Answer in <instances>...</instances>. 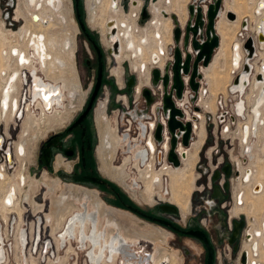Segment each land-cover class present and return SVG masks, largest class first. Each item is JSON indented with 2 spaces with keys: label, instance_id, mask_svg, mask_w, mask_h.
I'll list each match as a JSON object with an SVG mask.
<instances>
[{
  "label": "flooded vegetation",
  "instance_id": "flooded-vegetation-1",
  "mask_svg": "<svg viewBox=\"0 0 264 264\" xmlns=\"http://www.w3.org/2000/svg\"><path fill=\"white\" fill-rule=\"evenodd\" d=\"M17 1L18 4L15 12L16 15L15 20L19 22L21 21V15H18L17 13V9L18 7H20L21 9L20 13L22 12V15L25 17L27 21L26 26L27 29L29 30V33L27 36L28 40L22 41L20 39L21 29L18 28V30L13 31L11 28H7L2 18L4 11L1 12L0 10V30L7 38L6 45L2 47L1 50L2 52L1 56L4 58V62H3L4 65L1 69L0 76L2 77V79H4V84L2 88H0V120L5 116L7 117L8 114L10 118L12 119L13 117L15 118V116L13 115H15L16 113L15 110L19 102L23 101L22 96H24V98L26 99L28 95L27 103L31 105L32 87L34 81L36 80L37 77H42L44 81L58 83L62 86L63 96L61 99V104L59 106L57 104H54L51 111H47L42 105L41 100L39 99L34 103L36 109H42L43 117L44 118L50 117L51 121L53 122V120L57 118L58 115L62 117V113L65 114L66 111L69 109V107H72L73 109V106L80 102V99H76L77 97H79L77 91L79 90V86L77 85V87H75V83L73 82L74 80L73 81L71 80L70 78L71 74L69 71L66 74H68V79L71 80L72 82L71 86H69L64 80L52 79V77H50L48 74V72L50 71V63H52L51 61L55 57L54 54L49 49L48 39L45 29L49 27V25L51 24L50 22H53L56 17L62 20V26L65 28L63 33L68 37V41H65L64 54L61 56V59L58 58V60L56 61L60 65H64L63 62L65 61L63 60H65L64 55H66V51L72 53L71 51L72 47H71L68 29H70L73 25L69 23L71 26L70 27V26H66L65 24V21L68 22V18H70V14H69L70 10L66 5V0H34V1L17 0ZM119 1L120 0L117 1L118 8L114 9L113 0H110V3L109 0H87L89 19L91 22L95 24L102 25L104 41L106 42V44L108 45L110 44L109 47L110 51H108V53L113 58V60H115L114 58H116L118 61H121L122 58L127 57L130 60L132 59V65L137 69V71L143 74L147 73L146 83L143 86H140L139 89L136 90V92L139 94L137 98L134 99L133 102L136 103L139 101V99H142L143 104L146 106L145 98L141 95V89L142 87L149 85L150 70L152 67L159 66L163 69L165 61L168 59L167 54L169 55L168 45L171 46L173 44L172 29L174 23L172 22L173 19L171 18V15L175 14L176 16H178L180 23L183 26L185 24V22L184 24L182 23L183 13L180 14L181 11H179L175 7L176 5H172L173 2L169 0L171 5L169 7L159 6L158 9V6L156 7V5H154L153 10L155 12L152 17V9H151L152 4H151L149 11L145 9L144 18L147 19L148 17H150L149 18V20H151L150 23L153 21L152 23L154 28L149 32L143 31L139 33L138 28H140V26L137 23L138 13L142 8L143 5L142 1L147 2L149 0H131L132 1L131 8L138 9L137 10L138 13H135L134 16L135 18L133 21L132 20L129 21V19L126 18L125 16L126 10L123 7H121V2ZM188 1L189 0L187 1L183 0V2L185 3V9L183 12L186 16H187L186 7ZM10 2H12V0ZM80 2L81 0H78L77 8H78V12L81 15L80 6H79ZM176 2L178 6L180 0H176ZM59 3L60 5H58ZM38 5L42 7H40V9L37 10L36 8ZM45 10L51 11L48 13L49 15L48 14L44 15ZM143 10L140 13L139 16L140 18H143L142 17ZM165 12L168 13V16L165 15ZM35 13L40 15L42 19L47 20L48 23L44 24L41 20L36 22L33 17ZM74 14L77 23H79L76 12L75 0H74ZM155 14L159 15L161 20L154 21L153 18ZM111 20L117 21V35L120 40V46H119L120 52L118 55H114V53L111 51V46L113 44V41L108 37V32L110 31L108 22ZM31 23H33L34 25H32ZM166 25L169 26L168 35L169 38H171L170 41H167L165 39L166 37L163 29ZM42 26H43V31L42 29H39ZM79 27L82 32L81 33L79 31V34H82L86 39L85 40L86 57L84 58V66L85 67L87 66L93 69L94 71L93 74L91 75V80L86 85L88 88V90L86 91L87 94L86 99L81 109L75 114V116L68 123V125H66L62 131L53 132L52 134L47 136L44 139L39 149V161L42 164V166H45L47 168L52 166L54 159L58 155H59L57 158L58 163L60 161L72 162L71 169L69 171L63 168H59L56 170L57 175L59 177L58 176L56 178L50 177L46 172H44V177L46 179H49L52 183V185H49L50 186L49 190L51 191V193H52V189L58 188L60 187V185L63 186V194L61 196L56 197V195H53L54 193L52 194L51 212L46 215L47 219L52 222L51 232L57 241L56 244H58V247L61 241L59 234L64 235L63 246H66L67 241L69 243V247L66 246V250H65L66 256L62 258L60 264H65V262L69 261L68 255L71 254V252H73V254L77 253L78 256H80L81 251H86L85 248L87 245H89L88 248L89 250L87 251L88 252L87 259L90 260L92 264H117L119 256H121L120 261H124L125 264L127 262L129 264H179L178 261L181 259L176 253V251L172 250L171 253L169 252L168 248L165 246L167 241L166 240L167 235L169 233L173 235V239H177L179 237H191L195 241H197L202 246L203 252L205 254L202 264H207L208 256H209L208 246L201 238L185 233V231L188 230H195V231L200 230L205 234L208 245L211 248V252H212L211 264H262V261H264V220L263 221L261 220V216L263 215L264 212V202L262 206L260 202V197L264 195V181L260 179L259 172H260L261 164L264 163V158H261V155H259V153L255 151V140L257 138L260 141L261 139L264 138V134H263L264 123L263 124L260 123V118L264 121V109H263L264 106H260V111L261 110L262 111L258 119L257 128L255 132L253 131L252 128L253 125L252 122L254 121L252 119V114L251 113H248L249 115L247 114L248 115L247 125L250 127L248 131L245 130L246 125L244 118L238 114L239 115L238 135L240 136L241 147L244 148L245 146H247L245 150L246 154H248V152L252 149V152L248 154V157L249 159H253L255 157V160H253L250 167L247 169H245L242 159L239 158V160H237V162L238 161L240 162V164L239 163L238 165L236 164L239 174V176L237 177L239 178L240 184L238 185L239 187L238 190L235 192L236 206L233 209L231 207L230 209L231 214H229V211L226 209L227 204L223 203L221 208L218 206V208H220L219 209L220 212L217 209L213 210L215 211L214 214L216 213L218 215V220H216V222H214L211 226L207 227L205 224L202 225L199 223L192 226H190V224H188L187 226H183L181 224L176 223L170 217L163 216L160 213L163 212V213L175 214L178 212V210H176L175 212L166 211L161 209L160 205L158 206L159 208L157 207V210L160 211L159 213L154 212L152 209L145 210L139 207L138 205H136L135 203H133L132 201L126 200L124 198L125 194L121 192V190L116 186V184L113 183L110 179L101 177L97 171L96 163L94 159L95 136L93 133L94 131L92 127L91 118H92V111L95 102L100 92L103 89V85L104 84L106 85L105 69L107 67V57H106V53L103 51V49L100 46H99V50H97L94 47L93 41L98 45L99 43L97 42L93 33L91 34L86 29L83 30L80 25ZM75 29H78V26L75 25ZM107 37L111 41H108ZM135 40H140V44L137 45ZM129 44H132V47H130ZM29 47L33 48V52H28ZM81 50L78 47L74 51L75 53L74 68L77 77H78L77 59L79 55L78 52ZM161 50L165 52L162 55H166V56L161 57V61L157 63L158 65L154 64V61L153 59L151 60V57L154 53H159ZM52 55H53V59H52ZM139 57H143V59L139 60ZM37 65L45 67L44 72L47 78L44 77V75H41L42 72L39 68H37ZM65 67L67 69L68 66L65 65ZM99 69L101 75H100V80L98 81ZM208 69L204 71V68L202 67V71L205 76ZM122 75L124 76V78H122L123 86L117 87L120 93L117 94L118 96H115L116 102H120L119 103L120 105L117 106V118L119 119L121 118L125 121L122 131L128 134L129 137H131L130 135L131 126H132L131 120L133 119V117L137 118L134 121L138 122L139 127L136 126V128L139 131V133L137 134V138L135 140L138 141L139 137L143 135L144 138L141 141L144 143V146H140L138 142H135L134 145L129 143L128 147L125 148V144H123V142L128 138V136L125 135L121 137V135H119L118 133V132L122 133L121 131H119V128L113 130L112 125L107 123L105 125L106 130L105 131L101 130L103 152L102 150L100 152L103 153L102 154L103 156L105 155L103 159L104 161L103 160L102 161L104 165L107 166L106 169L108 171V174H110L113 178L124 183L136 199H138V194H141L145 199L149 200L150 202H154L155 201V198L153 197L154 193L156 194L159 193L161 195L160 190L163 187L164 176L165 175L170 176V172L172 171L178 172L184 168L183 167H181L180 169L176 168L173 165L167 163L166 160H164L165 155L163 154L162 151H160V148L165 153L168 151L169 135L168 133H165L164 141L162 139L163 142L161 141L162 144L160 146L155 142L153 138V131L155 129L156 122L159 120L157 115L155 116V118L147 116V119L150 120L143 121L142 119L139 120L138 117L131 112L132 104L130 102L131 101L130 92L136 82V79L132 78L131 76H127L125 74V71H123ZM26 78H28V80L30 79L29 82L30 86L28 91L27 89H24L23 86V81ZM205 80L208 81L207 76ZM79 85L81 88H83L82 83ZM21 86H22V90L20 89ZM209 86H208V90L210 93ZM110 91L111 90L109 88V93L106 99V105L104 102L101 103L102 109L99 111L97 116L101 129L103 126L102 120H104L105 117V115H103L105 113L104 110L107 109V103L108 101H110V98L112 99L114 97L113 96L114 91L113 92ZM153 91L155 92V90ZM257 91L259 95V90ZM254 93L256 94V92ZM258 95L256 96V99ZM236 96H238V99H236V102H238L239 95L236 94ZM68 97H71V99L68 101V103L65 104L64 99ZM188 98H189V91L187 90V93L185 94L184 98L182 100H179L182 101L179 104V106L181 105L184 108L186 113V119L192 121L194 138L191 140L190 145L187 147L182 145L179 138L178 149L180 153L182 151L187 152L186 158L180 156L183 164H187L191 156L195 155V158H197L196 154L197 156L199 155L200 150L197 151L198 153H196L195 150L197 148V143L199 140L198 132L203 122H204L203 143L207 135L205 120H202L200 123H198L199 122L197 120V117L199 116L198 113L192 114L188 110V106H187V104L189 103ZM205 101L207 100L204 99V95H202L201 93L199 104L201 102L202 106H204ZM158 103L159 100L157 99L152 106L153 110ZM236 108L237 106L235 105V109ZM26 110H29V107H27V105H26ZM254 115L255 114L253 113V116ZM199 117L201 119V116ZM44 118L36 119L34 116H32V114L31 115L27 114L26 131L30 132V129H32L31 131H34L33 130L34 126L35 125L38 126L40 123H43ZM29 121H31V124H28ZM55 121L58 122V119H56ZM96 124H97V120H96ZM228 130H229V125L226 128V131ZM135 132L136 131H134V133ZM192 146L193 148L196 147L194 149V153L191 152L189 153V150L192 148ZM120 147L122 148L124 147L127 153H130V155L126 156L122 167L117 168L113 165L112 162H109L107 160V156L108 154L114 156L115 152L118 151ZM201 147L199 149H201ZM158 148H159L158 153L161 156V160L163 157L164 162H161V160H159V162L155 161L157 160L156 153ZM15 151H16L15 157L21 163L20 165H22L21 161L24 159L25 155L27 154L25 138H23L22 141L20 142L18 141L15 142ZM43 152L45 153V159H47L48 161L47 165L43 162L42 159ZM262 154L264 156V150ZM133 160L135 161L133 166L137 168L139 173V180L134 178L130 184L128 183V181H126V179L131 175L128 168L133 163ZM156 163L158 165H161L162 163L163 164L161 165L160 168H158V166L157 167L155 166ZM4 169L3 167H0V184L3 187L1 192L2 195H0V214L3 216V219H6V221H8L9 217L7 216V214L15 212L16 210H17L16 212L22 216L23 211L22 208L20 207V198L18 196L19 194L23 193L24 185L28 183L30 184L29 186H32L33 189L35 190V188L38 186V184H40V182L39 179L34 177H29L27 179V176L24 174L22 168H20L17 172H15L17 176V180L16 179L12 180L10 176H8L6 170ZM224 171L225 174L228 175L230 170L228 167H226ZM85 175L97 177L101 180V182H94L91 180L80 179V177ZM62 179L74 180L76 182H80L81 184L79 185L74 183L62 184L64 183ZM217 179H218V174L216 173L213 177V180H217ZM242 181H246V184H244ZM138 182L143 183V186L141 184V187H144L143 191L139 189H135L136 187L140 186L139 185L140 183ZM146 182L154 183L155 187L153 192L147 191ZM220 182H221L220 185L222 183L224 184V188L222 185L221 187L217 185L219 188V192L215 195H214L215 189L214 188L212 189L211 206L213 207H215L218 204L216 200L223 201L226 199L227 192L225 188H229V183L227 182V180L225 181L224 179L221 180ZM86 186H91V187L96 186L97 188L95 187L90 189L89 187ZM106 187L108 188L107 192L113 195L114 199H107V197L104 198L103 196H100L98 189L100 188L107 189ZM191 187L192 185L189 184L188 191L181 192V190H179L176 192L173 190L172 182H171L172 200H173L171 202H173L177 206L179 205L182 208L184 212L183 216H186L187 212L190 209ZM257 187H259L261 190L260 189L257 190ZM77 190H79V192H77ZM186 193L188 194L186 195ZM27 197H28V193H26L25 199H28ZM71 198H76L82 201V205L78 206L77 204H75L73 199L72 201L70 200ZM42 199H44L45 205H48L47 204L48 202L50 203V200L48 197H46V195L45 196L42 195ZM117 204H120L121 208L124 207V209L116 207ZM43 207H44L43 204H38L34 208V212L38 213V211L42 210ZM132 208H136L138 211L133 210ZM142 213H144L145 215H143ZM243 214L246 215L248 214L249 222L251 221V217L252 216L254 217L252 224L250 222L248 228H246L247 222ZM136 215L148 221L154 222L155 225L147 222H145V224L143 225L140 224V219ZM82 218H84L83 222H82ZM155 218L167 220L171 222L172 225L162 224L158 222ZM43 222H44L43 218L40 217L37 218V221L34 220V222L31 224L32 245H34L33 242L34 239H36L35 236H37V238H40V241H42L41 225L43 224ZM70 229H73L72 233H70ZM19 232L20 230L18 231V233ZM242 238H244L243 243L241 242ZM44 240H45L43 241L44 245L45 244L48 246L53 245L50 239L48 240L44 239ZM144 240L146 241V243H150V244H152L151 241H153L154 243L157 242L155 253L152 252L153 250L151 252H147V250L145 249L146 246H144ZM158 240H161V242H158ZM74 241H77L79 245L78 246L75 245ZM38 243L39 242L36 241L35 244L36 247L39 246ZM223 243L225 244L224 252L221 251L218 252L216 248L217 245ZM59 253L61 254L60 250ZM122 255H125V257H122ZM50 260L52 261L51 258H49V261ZM19 261L20 260L18 259V263ZM32 264H34V262H32Z\"/></svg>",
  "mask_w": 264,
  "mask_h": 264
},
{
  "label": "rangeland",
  "instance_id": "rangeland-1",
  "mask_svg": "<svg viewBox=\"0 0 264 264\" xmlns=\"http://www.w3.org/2000/svg\"><path fill=\"white\" fill-rule=\"evenodd\" d=\"M11 1V0H10ZM5 1V0H1L0 3V10L1 12H3L2 18L4 23L6 24L7 28H11L13 31H16L19 29L20 30V39L22 41H26L28 40L27 36L29 33V30L27 29V21L25 19V17L22 15V12L20 13L21 9L20 7H18L17 9V13L18 15H21V21H16V8H17V4L18 1L17 0H12V2ZM173 3L172 5H176L175 7L181 11V14L183 13L184 9H185V3L183 2V0H180V3L177 6V2L176 0H171ZM119 2H121V7H123L126 10L125 16L126 18L129 19V21H133L134 20V16L135 13H138V9L136 8H131V0H120ZM191 0L188 1V3H190ZM187 3V5H188ZM248 3L250 6L253 5V0H248ZM142 8L138 13V19H137V23L140 26L139 29V33L145 31V32H149L151 31L154 26H153V21L150 23L151 20H149L150 17L146 18H140V13L143 9H146L147 11H149L150 9V5H151V9H152V17L154 15V10H153V6L156 5V7L159 6L161 7H169L170 5V1L169 0H152V1H142ZM228 5H234L235 4V0H225V7H227ZM66 5L68 6V9L70 10L69 14H70V18H68V22L65 21L66 26H70L69 23H71V25H73L70 29H68L69 32V36H70V42H71V51L67 52L66 51V55L65 58L63 56V58L65 59V63L68 66L67 69H65L64 71H62V73H68V71L71 74V80L75 83V87H77V85L79 86V90L78 91V96L76 99H80V102L75 104L72 107H69V109L66 111L65 114L62 113V117H60L58 115L57 118H55L53 120V122L51 121L50 117H43V113H42V109H36L35 105H30L27 103V107H29V110H26L25 114L22 116V120H17L16 122L13 121L12 118L9 117V114L7 115V117H3L0 120V129H3V131L6 133V136L8 138L11 139L12 142V147H11V151L12 154H14V162H15V169L14 170H9V172L7 173L8 176H10V178L12 180L16 179L17 180V176L15 174V172H17L20 168H22L24 174L27 176V179L29 177H34L39 179L40 184H38V186L35 188V190L33 189L32 186H29L30 184L26 183L23 187V193L19 194V198H20V207L22 208V216L19 215L17 213L16 215V222H17V226L15 228V234H12V239L13 240V245L11 246V249L9 250V248L6 247V249L9 250L8 252V257L6 258V262L2 261L0 262V264H18V259L22 261V264H31L28 260L27 257L30 254V252H33V255L35 256L36 260H32V262H34V264H48L49 262V258H51L53 261L57 262V264H60L58 262L59 258H63L64 256H66L65 250H66V246L69 247V243L67 241L66 246H62L61 247V254L59 253V247L58 244H56V239L54 237V235L52 234V222L50 220L47 219L46 215L49 214L51 212V203H52V194L56 195V197H59L63 194V186L60 185V187L58 188H54L52 189V193L49 190L50 186L52 185L51 181L49 179H46L44 177V172H46L50 177H57V172L56 170L59 168H63L67 171H69L71 169V163L69 161H60L59 163L57 162V158L58 156H56V158L54 159L52 166L47 168L45 166H42V164L39 161V149L40 146L42 145L44 139L49 136L50 134H52L53 132H57V131H62L64 129V127L66 125H68V123L72 120V118L75 116V114L81 109V107L83 106V103L86 99V91L88 90L87 88V84L89 83V81L91 80V75L93 74V69L89 68V67H85L84 66V58L86 57V39L82 34H79V31L81 32V29L79 27V23H77L76 21V17L74 14V0H66ZM80 11H81V15L80 17L83 20L85 29L88 30L91 34L93 33V35L95 36L97 42L99 43V46L103 49V51L106 53V57H107V67L105 69V76H106V85H103V89L100 92L95 105L93 107V111H92V127H93V133L95 136V143H94V147H95V163H96V168L97 171L99 173V175L101 177L110 179L113 183L116 184V186L121 190V192L123 194H125L124 198L126 200L132 201L133 203H135L136 205H138L139 207L147 210V209H152L154 212H160L159 210H157V207L159 205L165 204V203H170L172 205H174L175 207H177L178 212L175 214H171V213H163L160 212L163 216H168L170 217L172 220H174L176 223L181 224L183 226H187L188 224H190V226L192 225H196V224H202V225H206L207 227L211 226L214 222H216V220H218V215L213 211L215 209L219 210L222 206L223 203H226V209L229 211V214H231V207L232 209L236 206V201H235V192L238 190V185L240 184L239 182V178L237 176H239L238 174V170L236 167V164L238 165V163L240 164V162L237 160L242 159L243 165L245 167V169L249 168L251 163L253 162V160H255V157L253 159H249L248 154H250L252 152V149L248 152V154L245 153V150L247 148V146H245L244 148L241 147V142H240V136L238 135L239 133V128H238V122H239V115L238 112L235 109V105H236V99H238V96H236V93H233L232 91V87L233 84L231 83L233 81V79H235L236 75L241 71L242 69V65L243 62L240 61L238 63H236L234 57H233V46H235L237 44V42L242 43L243 44V49L246 52V56H247V51L246 48H244L245 43L247 42V40L249 38H251L253 41H259L261 43H264V37L261 35L264 34V19L259 23L256 24V21H251V19L248 17H245L243 21H241L240 23V30L236 33L235 29H232L234 31L233 34L231 35L233 37V42L230 43V51L227 55V53H225L222 58H221V66L223 69H227L228 71H230V76H231V87L227 86L228 88L225 89H218V94H217V99H216V107L215 110L211 109L212 105L210 104V101H212L214 99V96H210L209 90H208V86L209 83L207 80H205V75L203 74V78L200 80L201 84H200V91H199V97L198 100L195 103H192L189 98V103L187 104L188 106V110L194 114V113H198L199 116L197 117V120L199 121L198 123H200L202 120H205V127L207 130V135L205 138L204 143L202 144V147L199 152V155L197 156L196 154V161L194 162L195 164L192 165H187V164H183L180 167H183L184 169V175L181 176L182 179L185 178L184 180H182L184 185H182V187L179 189V182L176 183V187L182 191H188V186L189 184L192 185L191 187V193H190V209L187 212L186 216H183L184 212L182 210V208L178 207L176 204H174L172 200V190H171V177L169 175H165L164 176V183H163V187L160 190V193H154L153 197L155 198L154 202H150L149 200L145 199L141 194H138V199H136L132 193L130 192V190L128 189V187L122 183L121 181L113 178L110 174H108L107 171V166L104 165L103 163V159L105 157V155L103 156L100 151L102 150L103 152V142H102V135H101V130L105 131L106 130V124H111L112 125V129L115 130L117 128H119V131H121L122 133H119V135H121V137L127 135L128 138L123 142V144H125V148L128 147V144H132L134 145L135 142H138L140 146H144V143L141 141L144 136L141 135L139 137V140L136 141L135 139L137 138V134L139 133V131L137 130L136 126L139 127L138 122H135L134 120H136V117H133L132 121V126H131V131H130V135L131 137H129L128 134L124 133V131H122V128L124 127V123L125 121L123 119H119L117 118V106H119L120 102H116L115 100V96H118L117 94H119L120 92L118 91L117 87L118 86H123V79L124 76L123 71H125V74L127 76H131L132 78L136 79V82L134 84V86L131 89V112L138 117L139 120H150L147 119V116L149 117V113H150V108L149 106H145L142 102V99H139L138 102L133 103L134 99L137 98L138 94L136 92L137 89H139L140 86H143L146 83V75L147 73H140L139 71H137V69L132 65V59L130 60L127 57H124L121 59V61H118L116 58H114L115 60H113V58L110 56V54L108 53L110 44H106V42L104 41V37H103V27L101 24H95L93 22L90 21L89 19V14H88V9H87V0H81L80 2ZM224 2H223V12H224ZM187 9V7H186ZM187 11V10H186ZM222 12V13H223ZM173 13V12H172ZM255 14V12H254ZM227 15V13H226ZM188 16V15H187ZM256 18H258L256 15H254ZM131 17V18H130ZM177 18L179 19V17L177 16ZM154 21L155 20H161L160 16L155 14L154 16ZM224 19L227 23H233L227 20L226 16H224ZM228 19H230L228 17ZM237 16L235 15L234 19H230V20H236ZM173 22V20H172ZM237 23V22H236ZM75 25L78 26V29H75ZM182 25V24H181ZM257 25V28H255V26ZM184 26V25H183ZM174 27V26H173ZM253 28V29H252ZM82 33V32H81ZM138 33V34H139ZM231 37V38H232ZM108 38V37H107ZM221 39V38H220ZM229 39V38H228ZM230 40V39H229ZM108 41H111L108 38ZM173 45V44H172ZM79 47V49L81 51L78 52V59H77V73H78V77L76 75V71L74 68V61H75V49H77ZM91 47V46H90ZM262 51H264L263 47ZM218 50V49H217ZM216 50V51H217ZM169 51V49H168ZM215 51V53H216ZM28 52H33V48L29 47ZM218 52V51H217ZM227 52V51H226ZM244 53V51H243ZM256 54V51H255ZM215 55V54H214ZM245 55V54H244ZM168 59H169V55L167 54ZM255 57V55H254ZM253 57V58H254ZM259 58H256V63L259 67V62H263L262 60H264V58L260 59V55L258 56ZM253 58L249 59L252 60ZM52 59H53V55H52ZM55 59V58H54ZM54 59L51 62H54ZM116 61V62H115ZM255 61V60H254ZM255 63V64H256ZM158 65V64H157ZM244 67V65H243ZM256 67V68H258ZM37 68H39L42 72L41 75H44V77H46L45 74V67L37 65ZM205 71V70H204ZM252 69L250 68L249 73L251 74ZM47 78V77H46ZM257 78V77H256ZM78 80V81H77ZM83 84V88L80 87L79 84ZM109 87H108V85ZM149 86V85H148ZM254 85L252 84L251 86L249 85V83H246L244 92H242V94L239 95L240 100L245 101V113H252V107H254V100H252V98H255V93L253 91ZM109 88L113 93V98H110V101H108L107 103V109L104 110L105 113L103 115H105L103 123H102V129L101 126L98 122V113L99 111L102 109L101 108V103L104 102L106 105V99H107V95L109 93ZM20 89L22 90V86L20 87ZM77 89V88H76ZM206 89V90H205ZM252 90V91H251ZM110 91V92H111ZM222 92V93H221ZM187 93V90H186ZM202 93V95H204V99L207 100L204 102V106H202V103L200 102L199 104V100H200V94ZM217 93V92H216ZM116 94V95H115ZM251 94L249 100L247 101V96ZM156 100H160L159 95H156ZM71 99V97L65 98V104L68 103V101ZM178 105L182 102V101H178ZM99 103V104H98ZM33 106V107H32ZM181 106V105H180ZM182 107V106H181ZM35 108V109H33ZM183 108V107H182ZM196 109V110H195ZM247 109V110H246ZM184 110V108H183ZM213 110V111H212ZM102 111V112H104ZM185 111V110H184ZM31 115L34 116L36 119H41L44 118L43 123H40L38 126L35 125L34 126V131H31L32 129H30V132L26 131L27 128V122H26V115ZM249 115V114H248ZM246 116V115H245ZM58 119V122H56L55 120ZM119 119V120H118ZM16 120V119H15ZM96 120H97V124H96ZM126 120V119H125ZM138 120V121H139ZM245 120V125H247V118L244 119ZM118 126H117V123ZM156 121V120H154ZM51 122V123H49ZM105 122V124H104ZM28 124H31V121H29ZM98 125V127H97ZM227 125V126H226ZM229 125V130L226 131V128ZM12 126L14 127V129L12 128ZM127 129V128H126ZM99 131V132H98ZM134 131H136L134 133ZM10 132V133H9ZM99 133V134H98ZM264 134V133H263ZM194 136V134H193ZM7 138V139H8ZM25 138V144H26V151L27 154L25 155L24 159L21 161L22 165H20L21 163L16 159L15 154V142L18 141H22V139ZM132 140V142H131ZM264 138L261 139L260 141L256 138L255 140V151L257 153H259V155H261V158H264L262 152L264 150ZM159 149V148H158ZM194 149L195 147L189 150V153H194ZM198 150V151H199ZM158 152V150H157ZM198 153V152H197ZM98 154V156H97ZM130 153H127L126 149H124V147H120L118 149V151L115 152L114 156H111V154H108L107 156V160L109 162H112L113 165L117 168L122 167L124 160L126 158V156H129ZM157 155V153H156ZM62 159V157H61ZM103 160V161H102ZM182 160V159H181ZM157 162V160H155ZM135 161L133 160V163L129 166L128 170L130 172V176L127 177L126 181H128V183L131 184V182L133 181V179H137L139 180V173L137 168H135L134 165ZM163 164V163H162ZM161 164V165H162ZM161 165H158L156 163V167L158 166V168L161 167ZM264 163L261 164L260 168H263ZM145 167V166H144ZM168 167V166H166ZM165 167V168H166ZM228 167L229 168V174L226 175L224 169ZM13 171V172H12ZM12 172V173H11ZM159 172V171H157ZM237 172V174H236ZM218 174V179L217 180H213V177L215 174ZM59 177V176H58ZM264 178V176H263ZM115 179V180H114ZM180 179V178H178ZM227 180V182L229 183V188H225L226 190V199L223 201H217L218 203L215 207L211 206L212 202V198H211V194H212V189L214 188V184L215 185H219L221 187V185L224 188V184L222 183L220 185V181L221 180ZM64 181V183L62 184H81L80 182H76L74 180H70V179H62ZM247 181V179H246ZM246 181H242L244 184H246ZM264 181V180H263ZM140 183L139 187H136L135 189H139L141 191H143L144 187H141V184L143 186L142 182H138ZM182 184V183H180ZM83 185V184H82ZM183 186L187 187V190L183 188ZM245 186V185H244ZM91 188H95L91 187V186H86ZM2 185L0 184V193L2 192ZM97 188V187H96ZM107 188V187H106ZM100 196H103L104 198L107 197V199H114V196L111 195L109 192H107V189H98ZM77 192H79V190H77ZM26 193H28V199H25L26 197ZM189 193V192H188ZM186 193V195L188 194ZM42 195L49 198L50 203L48 202V205H45L44 199H42ZM75 202V204H77L78 206L82 205V201L76 199V198H71L70 200ZM75 199V200H74ZM226 201V202H225ZM234 201V203H233ZM38 204H43L44 207L42 210L38 211V213L34 212V208L38 205ZM218 206L220 208H218ZM116 207L121 208L120 204H117ZM159 208V207H158ZM121 209H124L121 208ZM181 209V210H180ZM220 212V210H219ZM211 214V215H210ZM2 216V215H1ZM137 216V215H136ZM243 216L246 218V228H248L250 222L252 224V221L254 220V217H251V221L249 222V217L248 214H243ZM43 218V224L41 225L42 228L45 229L44 232V239L48 238L52 241L53 245L52 246H46V244H43V241H45L44 239H42L41 241V245H39L38 247H33L32 242L31 245L29 243H27L26 241H28V238L32 239V235H31V224L34 222V220L37 221V218ZM140 219V224H145V222L150 223L155 225L154 222L148 221L140 216H137ZM3 218V216H2ZM192 218V220H191ZM195 219V220H194ZM9 220H10V216H9ZM261 220H264V212L263 215L261 216ZM4 221H6V219H4ZM8 222V221H6ZM157 225V224H156ZM20 230V232H24L25 233V242H22L20 234L18 233V231ZM3 231L0 230V239H2V237L4 236V234L6 233H2ZM64 232V231H62ZM3 234V236H2ZM9 234V233H8ZM7 234V235H8ZM5 237V236H4ZM3 237V238H4ZM166 247L168 248L169 252H171L172 250L176 251V253L178 254V256L180 257L181 260L178 261L179 264H202L203 259L205 257V254L203 252V248L202 246L195 241L193 238L191 237H179L177 239H173V235L171 233H169L167 235V239H166ZM244 238H242L241 242L243 243ZM75 245H79V243L77 241H74ZM152 244L150 243H146V241L144 240V246L145 249L147 250V252H152L155 253L156 251V243H154L153 241H151ZM158 242H161V240H158ZM27 243V244H26ZM241 243V245H242ZM4 244V242H3ZM147 244V245H145ZM20 245V246H19ZM74 245V246H75ZM224 243L217 245V251L218 252H224ZM16 246V247H15ZM47 247V251L46 254L44 255V250ZM5 247V245H4ZM89 245L86 246V251H81L80 256H78V254L71 252V254L68 255V262H65V264H92L90 262V260L87 259V251L89 250ZM34 249L36 251H34ZM172 253V252H171ZM170 253V254H171ZM20 254V255H19ZM44 255V256H43ZM121 256H119L117 264H119L120 262V258ZM153 263V262H152ZM126 264H129L128 262ZM262 264H264V261H262Z\"/></svg>",
  "mask_w": 264,
  "mask_h": 264
},
{
  "label": "bare ground",
  "instance_id": "bare-ground-1",
  "mask_svg": "<svg viewBox=\"0 0 264 264\" xmlns=\"http://www.w3.org/2000/svg\"><path fill=\"white\" fill-rule=\"evenodd\" d=\"M32 1H34V0H32ZM117 1L118 0H113L114 9L118 8ZM223 2H224V7H225L226 6L225 5V0H223ZM253 2H254L253 5L250 6L249 3H248V0H235V4L234 5H228L227 4V7H225L224 12H223V3H222V8L219 11V15L216 18V22H215V29H216V32H217V34L219 36V46L216 48V50L217 49L218 50L220 49V50H219L218 53H217L218 50L217 51L215 50L217 54L215 52H214V54H216V56L213 54V57H212L210 63L207 66H205V67L201 66L200 69H201V73H202V67L204 68V70H206V69H208L211 66L208 69V71L206 72V76H207V79H208V81L210 83V86H209L210 94L212 96H214V99L212 101H210V104L212 105L211 109H213V110H215V108H217L216 107V99H217V94H218L217 90L218 89H220V91H221V89L223 90V89L227 88V86L232 83L233 84V87H232L233 93H236V94L240 95V94H242V92H244V89H245V86H246L247 82L249 83L250 86L252 84L254 85V88L252 87V89H253L254 92H256V94H255V98H253L254 107H252L251 111L255 114L254 116L252 114V119L254 120L252 122L253 123L252 128H253V131L255 132L256 128H257V122H258V119H259L261 111H262V110L260 111V106H264V60H262L263 62H261V63L259 62V67H258V65L256 63V58L258 59L259 55H260V59L264 58V51H262V48H261V47H263V49H264V43H261V42L256 41V40L253 41L254 54H253V56L251 58H253L254 55H255V57L252 60H249L251 58L248 56V54L246 56V52L243 49V44L242 43L237 42V44L235 46H233V57H234L236 63L242 61L243 65H244V67L242 65L241 71L236 75L237 78L239 77L237 82H234V79L231 82L232 79H231V76H230V71H228L227 69H223L222 66H221V58H222V56L225 53H227V55H228V53L231 52L230 51V43L233 42L232 41L233 37L231 35L233 34L232 31H234L232 29H235V31L237 33L240 30V23H241V21L244 20L245 17H247V18L249 17L251 19V21H256L257 20L256 24H259L264 19V0H253ZM109 3H110V0H109ZM109 3H108V6H109ZM58 5H60V3ZM40 7H42V6L38 5L36 9L38 10V9H40ZM205 7H206V5H204V8ZM228 11H232L237 16V19L236 20L228 19L227 15H226V13ZM49 12H51V11L50 10H45L44 11V15H47ZM254 12H255V14H254ZM165 13L167 14L166 16H168V13L167 12H165ZM183 15H184V17H183ZM183 15H182V23L184 24L185 19H187L186 18L187 16L184 14V12H183ZM254 15H256L258 18H256ZM224 16H226L228 21L233 22V23L232 24L231 23L230 24L227 23L225 21V19H224ZM33 17H34V20L36 22L41 20L44 24L48 23L47 20L42 19L40 17V15H38L36 13L34 14ZM177 20H178L180 26L183 27L181 25V23H180V20L178 18H177ZM218 22H219V24H218ZM50 23L51 24L49 25L48 28L45 29V31H46V34H47L49 49L54 54L55 60H54V62L50 63V71L48 72V74H49L50 77H52V79H54V80H64V81H66V83L69 86H71L72 82H71V80L68 79V74L62 73V71H64L66 69V67H65L66 63L63 62L64 65H60L56 61V60H58V58L61 59V56L64 54L65 41H68V37L63 33L65 28L62 26V20L60 18L56 17L55 20L53 22H50ZM31 24L34 25L33 23H31ZM108 26L110 27V31L108 32V37L113 41V44L111 46V51L114 53V55H118L119 52H120V47H119L120 46V40H119L118 35H117V21L116 20L109 21L108 22ZM168 27L169 26L166 25L164 27L163 31L165 33V37H166L165 39L167 41H170L171 38H169V35H168V32H169L168 31ZM255 28H257V25L255 26ZM39 29H42V31H43V26L40 27ZM261 35L264 37V34L261 33ZM6 41H7L6 36L0 30V72H1V69H2V67L4 65V63H3L4 62V58L1 56V53H2L1 50H2V47H4L6 45ZM135 41H136L137 45L140 44V40H135ZM167 41H166V43H167ZM129 46L132 47V44H129ZM243 51H244V53H243ZM246 51H247V49H246ZM255 51H256V54H255ZM164 53L165 52L163 50H161L159 53H154L152 55L151 60L153 59L154 64H157L158 62H160L162 56H166V55H162ZM214 56H215V58H214ZM140 59H143V57H139V60ZM156 67H158L159 69L162 70L161 67H159V66H156ZM256 67H258V68H256ZM250 68L252 69V72H251V74H248ZM202 76H203V74H202ZM206 76H205V78H206ZM186 79L187 78H185V80ZM3 84H4V79H2V77L0 76V88H2ZM231 85H229V86L231 87ZM257 90H259V95H258V91ZM199 91H200V88H199ZM257 95H258V97L256 99ZM62 96H63V92H62V86L60 84L53 83V82H50V81H44L42 77H37L36 80L34 81V84H33V87H32V103H31V105H34V103L39 99V100H41L42 105L44 106V108L47 111H51L52 107L54 106V104H57L58 106L61 104ZM250 96H251V94H249L247 96V98H248L247 101L249 100ZM198 97H199V93H198ZM198 97H197L196 101L198 100ZM195 102H193V103H195ZM236 106H237L236 111L238 112V114L241 115L244 119L248 118L247 113H245L246 112L245 111V101L240 100V97H239V100L236 103ZM184 115H185L184 118H182L181 120L183 122H185V121H190L191 122V128H192V130H191V139H190V142H191V140L194 138L193 137V124H192L191 120H187L186 119L185 111H184ZM260 123H262V124L264 123V121L261 118H260ZM249 128L250 127L248 125L245 126V130L246 131H248ZM198 135H199V140H198V143H197V148L195 147L196 148V150H195L196 153H197V151L199 150V148L201 147V145L203 143V139H204V122H203V124L201 125V127L199 129ZM162 142L160 144H158V145L160 146L162 144ZM190 142H189V144L187 146L190 145ZM183 146H185V145H183ZM187 146H185V147H187ZM161 151H163V150L161 149ZM158 152H159V149H158ZM176 153L179 156V158H180V156L183 157V158H186V156H187V152L186 151H182L180 153V151L178 149V144H177V148H176ZM182 153H185V156H182ZM8 158H9V161H11V154L10 153L8 154ZM159 160H161V156L158 153L157 154V161L159 162ZM180 160H181V158H180ZM195 161H196L195 155L191 156L189 161H188V163H187V165L195 164L194 163ZM181 165H182V160L180 162V165L177 166L176 168L180 169ZM3 169H4V167H3ZM184 173L185 172H184L183 169L181 171H178V172H176V171L170 172V177L172 179V181H171L172 182V187H173V190L176 191V192L179 191V189L182 187V185H184L183 183H185V182L182 181L185 178L182 179V177H181V176L184 175ZM259 174H260V179L264 180V178H263V176H264V165H263V168H260ZM178 178H180V179H178ZM178 182H179V189L176 187V183H178ZM180 183H182V184H180ZM146 187H147L146 189H147L148 192H153L155 185L152 182L151 183L150 182H146ZM261 187H262V184H261ZM183 188L187 190L186 186H183ZM259 189L260 188L257 187V190H259ZM0 195H2V194L0 193ZM260 202H261V205L263 206L264 195L260 197ZM83 219L84 218H82V222H83ZM72 232H73V229H70V233H72ZM19 234H20L22 242H25V238H26L25 233L21 231V232H19ZM2 236H3V234H2ZM3 237H2V239H0V262H2V261L6 262V258L8 257V252H9V250L4 247ZM59 237L61 238L60 245H59V250L61 251V247L64 245V235L59 234ZM46 246H48V245H46ZM34 251H36V250L34 249ZM46 251H47V247L44 250V253H43L44 255L46 254ZM122 257H125V255H122ZM27 260L31 264H32V260H36L35 256L33 255V252H30V254L27 257ZM61 260H62V258L60 257L58 262L61 263ZM52 262L57 264V262H55L53 260H52ZM53 263H50V264H53ZM18 264H22V261L20 260ZM120 264H125V262L124 261H120Z\"/></svg>",
  "mask_w": 264,
  "mask_h": 264
},
{
  "label": "water",
  "instance_id": "water-1",
  "mask_svg": "<svg viewBox=\"0 0 264 264\" xmlns=\"http://www.w3.org/2000/svg\"><path fill=\"white\" fill-rule=\"evenodd\" d=\"M222 3L223 0H191L187 5L188 16L183 27L180 26L177 16L175 14L171 15L174 27L172 29L173 45L169 48L170 59L165 61L162 70L158 67L151 68L149 86H144L141 89V95L145 98L146 105L150 108L149 117L155 118L157 115L159 118L153 131V138L157 144H160L163 139L162 133H168L170 136L169 149L164 160L175 167L179 166L181 162L176 153L179 138L180 142L187 146L191 139L192 130L190 121L183 122L181 120L185 115L182 107L177 104L179 100L184 98L185 90L190 92L189 100L192 103L198 97L200 80L203 77L200 68L210 63L216 48L219 46V36L215 29V22L222 8ZM204 5H206L205 8ZM75 6L79 25L85 30L77 8L78 0H75ZM165 15L167 14L165 13ZM142 17H145V9ZM227 17L234 19L235 14L232 11H228ZM93 45L99 50V45L94 41ZM244 48L247 49V54L251 58L254 54L253 40L251 38L247 40ZM100 75L99 69L98 81L100 80ZM185 78L187 79L185 80ZM236 78L234 82H237L239 77ZM156 95H159L160 100L153 110L152 106L156 101ZM182 156H185V153H182ZM42 159L47 165L48 161L45 159L44 152ZM161 162H163V157ZM80 179L101 182L99 178L88 175L82 176ZM214 189L215 195L219 192V188L215 185ZM160 208L173 212L177 210V207L168 203L160 205ZM132 209L138 211L136 208ZM142 214L145 215L144 213ZM155 219L162 224L172 225L167 220ZM185 233L197 236L205 242L209 249L207 264H211L212 252L205 234L200 230H188Z\"/></svg>",
  "mask_w": 264,
  "mask_h": 264
},
{
  "label": "built area",
  "instance_id": "built-area-1",
  "mask_svg": "<svg viewBox=\"0 0 264 264\" xmlns=\"http://www.w3.org/2000/svg\"><path fill=\"white\" fill-rule=\"evenodd\" d=\"M172 47L168 45V49ZM170 50V49H169ZM169 53V51H168ZM170 59V58H169ZM29 82H30V79L28 80V78L24 79L23 81V86H24V89H29ZM185 94H186V90H185ZM190 94V92H189ZM28 97V95H27ZM26 97V99L24 98V96H22V99L23 101L22 102H19L16 110H15V118L13 119L15 122L17 120H22V116L25 114V111H26V105H27V100L28 98ZM16 119V120H15ZM12 128L14 129V127L12 126ZM10 133V132H9ZM165 133L166 132H163L162 133V137H163V140L165 138ZM6 136V133L3 131V129H0V167H4L6 172L8 173L9 170H14L15 169V162L13 159L14 158V154H12V151H11V147H12V142H11V139L8 138ZM169 140H170V136H169ZM161 151V149H160ZM163 152V151H162ZM11 154V161H9V158H8V154ZM167 153V152H166ZM166 153L163 152V154L166 156ZM13 172V171H12ZM11 172V173H12ZM16 215L17 213L16 212H12V213H8L7 216L9 217L10 216V220H8V222L4 221V219L2 218L1 214H0V230L3 231V234H4V245H5V248H9V250L11 249V246L13 245V240L14 238L12 239V234H15V228L17 226V222H16ZM44 232H45V229H43L41 227V234H42V239H44ZM9 233V234H8ZM8 234V235H7ZM11 236V237H10ZM35 238L37 239H34V242H33V247H35V244H36V241L39 242L38 244L41 245V241H40V238H37V236H35ZM46 240H48V238H45ZM36 240V241H35ZM27 243H29L31 245V238H28V241H26ZM26 243V244H27ZM7 253V252H6Z\"/></svg>",
  "mask_w": 264,
  "mask_h": 264
},
{
  "label": "crops",
  "instance_id": "crops-1",
  "mask_svg": "<svg viewBox=\"0 0 264 264\" xmlns=\"http://www.w3.org/2000/svg\"><path fill=\"white\" fill-rule=\"evenodd\" d=\"M52 263V261L50 260L48 264Z\"/></svg>",
  "mask_w": 264,
  "mask_h": 264
},
{
  "label": "trees",
  "instance_id": "trees-1",
  "mask_svg": "<svg viewBox=\"0 0 264 264\" xmlns=\"http://www.w3.org/2000/svg\"><path fill=\"white\" fill-rule=\"evenodd\" d=\"M129 201V200H128Z\"/></svg>",
  "mask_w": 264,
  "mask_h": 264
}]
</instances>
